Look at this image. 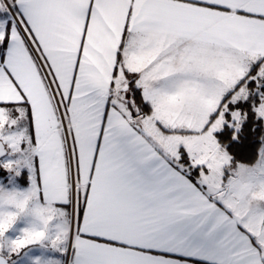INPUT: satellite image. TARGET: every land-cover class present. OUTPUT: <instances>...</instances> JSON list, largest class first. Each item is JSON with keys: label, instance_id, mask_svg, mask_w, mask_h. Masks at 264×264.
<instances>
[{"label": "snow or ice", "instance_id": "snow-or-ice-1", "mask_svg": "<svg viewBox=\"0 0 264 264\" xmlns=\"http://www.w3.org/2000/svg\"><path fill=\"white\" fill-rule=\"evenodd\" d=\"M0 264H264V0H0Z\"/></svg>", "mask_w": 264, "mask_h": 264}]
</instances>
